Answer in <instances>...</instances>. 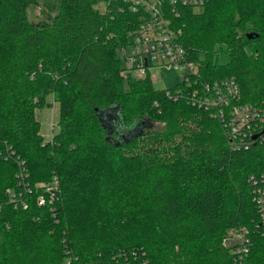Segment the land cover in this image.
I'll list each match as a JSON object with an SVG mask.
<instances>
[{
  "label": "trees",
  "instance_id": "1",
  "mask_svg": "<svg viewBox=\"0 0 264 264\" xmlns=\"http://www.w3.org/2000/svg\"><path fill=\"white\" fill-rule=\"evenodd\" d=\"M100 1L40 0L35 21L36 0H0V264H61L64 249L95 262L118 247H139L146 264H234L221 238L236 226L250 232L243 264H264L248 181L264 174V144L231 149L207 111L123 79L116 47L135 15ZM172 24L201 80L233 76L242 102L264 104V0H207ZM49 93L58 120L42 141L34 111ZM16 160L32 188L25 208L4 201ZM52 175L54 215L34 201Z\"/></svg>",
  "mask_w": 264,
  "mask_h": 264
},
{
  "label": "built area",
  "instance_id": "2",
  "mask_svg": "<svg viewBox=\"0 0 264 264\" xmlns=\"http://www.w3.org/2000/svg\"><path fill=\"white\" fill-rule=\"evenodd\" d=\"M121 2L135 15L126 30L124 41L116 47L120 74L137 79L154 77L153 69L173 67L179 70L178 81L169 88L160 89L171 100L183 99L187 104L205 110L218 121L231 149H247L252 144H264V104H251L240 100L239 87L233 76L203 81L198 66L187 59L176 41L172 17L181 9L199 10L207 0H102L96 8L104 12L110 2ZM156 105L155 102H153ZM49 118L51 139L53 123ZM52 123V124H51ZM2 154L7 157L9 151ZM15 187L5 190L4 201L11 207L25 208L31 185L21 161L16 160ZM250 199L257 222L264 226V174L250 175ZM37 190L35 204L45 207L51 215L56 212L59 183L56 175L34 183ZM2 203L0 202V209ZM222 246L232 254L234 264H243L251 244L250 232L242 226L232 227L221 238ZM61 264H146L144 251L139 247H118L107 258L95 262L81 261L69 249H64Z\"/></svg>",
  "mask_w": 264,
  "mask_h": 264
},
{
  "label": "rangeland",
  "instance_id": "3",
  "mask_svg": "<svg viewBox=\"0 0 264 264\" xmlns=\"http://www.w3.org/2000/svg\"><path fill=\"white\" fill-rule=\"evenodd\" d=\"M26 15L27 18L33 19L35 21L44 20L46 19L47 11L41 7L40 0H36L34 4H27L26 5ZM153 73L154 80L151 81V78H147L150 80V82L153 84V87L156 89H166L174 85L178 81V73L179 70L174 69L173 67H161L158 69H153L151 71ZM121 75V74H120ZM124 79L125 74L121 75ZM131 77V76H130ZM35 117L39 121V131L40 135L42 137V141L50 140L49 137V118L51 117L50 121L54 124L58 120V105L57 102L52 97V94H47L45 98V102L42 107L35 109ZM51 123V124H52ZM54 125H52L53 127ZM153 128H162L161 124L158 123H152ZM150 128V129H153ZM149 130V128H146ZM145 130V131H148ZM140 143L149 144L151 143V138H142L141 140L137 141V145Z\"/></svg>",
  "mask_w": 264,
  "mask_h": 264
},
{
  "label": "water",
  "instance_id": "4",
  "mask_svg": "<svg viewBox=\"0 0 264 264\" xmlns=\"http://www.w3.org/2000/svg\"><path fill=\"white\" fill-rule=\"evenodd\" d=\"M251 36H252L251 33H247V34H246V37H247V38H250Z\"/></svg>",
  "mask_w": 264,
  "mask_h": 264
}]
</instances>
